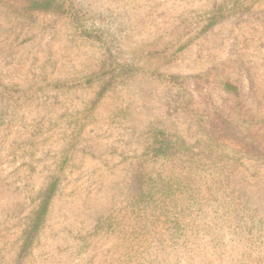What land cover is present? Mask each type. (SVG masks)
Here are the masks:
<instances>
[{
    "label": "rangeland",
    "instance_id": "374dc122",
    "mask_svg": "<svg viewBox=\"0 0 264 264\" xmlns=\"http://www.w3.org/2000/svg\"><path fill=\"white\" fill-rule=\"evenodd\" d=\"M23 1L0 0V264H264V0H65L86 34ZM182 159L232 172L245 208L146 207L138 173Z\"/></svg>",
    "mask_w": 264,
    "mask_h": 264
},
{
    "label": "trees",
    "instance_id": "16d2710c",
    "mask_svg": "<svg viewBox=\"0 0 264 264\" xmlns=\"http://www.w3.org/2000/svg\"><path fill=\"white\" fill-rule=\"evenodd\" d=\"M5 1V3H7L10 0ZM22 7L27 12L31 13L69 17L79 27H82L85 34L88 32V26H90L91 29L93 28V23H91L90 18H88L86 14H83L82 10L76 8L73 2L69 3L65 0H24ZM219 19V17H215L214 15L210 25L214 24V22ZM93 33V31L90 32L89 36L93 35ZM223 90L227 92L228 95H231L233 99L240 101L241 95L239 88L236 85L227 82L223 85ZM217 115L220 114L218 113ZM220 117L222 118V116ZM254 143L257 144L256 141H254ZM174 149L175 148H171L169 150L167 145L165 147L160 146L158 147L156 153H162L169 158L171 157ZM176 149L179 152L181 147ZM177 150L174 152H177ZM171 160L174 161V159ZM182 161H186L187 165L180 167V171L171 170L170 175H163L157 180H154L149 175L138 173V176L134 179V184L136 189H138V195L141 197V200L146 207L158 211L160 215L166 217L173 214L178 208L186 209L191 207V203L199 206L197 208L198 211H202L205 203L207 204L209 200L219 196L221 198L218 202L225 203L228 206L230 204L231 206L234 205V208L236 209L245 208L247 202L246 192L241 188L236 176H234L232 172L226 170L219 171L214 165L196 163L194 160H189L187 162V160L182 159ZM208 176L212 180L210 185L209 181L206 179ZM55 186V182L50 186L49 193L44 200L30 231L28 242L37 231L47 212L49 202L55 191ZM227 197L231 198V201H227ZM231 206H226L228 208H226V210H229ZM209 207H211L213 212H216L218 208V206H215L214 204ZM243 211H245V209ZM183 219H185V217H183ZM237 219H239V216L230 218L227 216V223L229 225H227L228 231L226 232H232L233 234L238 232L236 229L241 226V219ZM226 232L221 231L218 233L220 235L219 239H222ZM187 238H189L188 235H186V239ZM188 242L191 241L186 240V243ZM221 242L222 241L220 240L219 244ZM26 247L27 243L23 250H25ZM221 250L224 249H220L218 247H216V249L214 248L213 251L216 257L215 259L213 258L214 261L210 260L213 262L212 264H215V262H217V264H226V261L221 258V255L228 252Z\"/></svg>",
    "mask_w": 264,
    "mask_h": 264
}]
</instances>
